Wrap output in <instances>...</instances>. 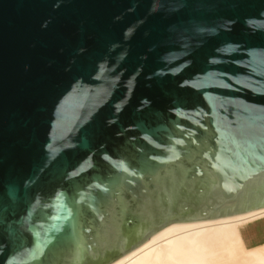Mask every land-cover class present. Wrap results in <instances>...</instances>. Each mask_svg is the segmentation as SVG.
<instances>
[{"label": "water", "instance_id": "1", "mask_svg": "<svg viewBox=\"0 0 264 264\" xmlns=\"http://www.w3.org/2000/svg\"><path fill=\"white\" fill-rule=\"evenodd\" d=\"M263 207L264 0H0V264Z\"/></svg>", "mask_w": 264, "mask_h": 264}, {"label": "bare ground", "instance_id": "2", "mask_svg": "<svg viewBox=\"0 0 264 264\" xmlns=\"http://www.w3.org/2000/svg\"><path fill=\"white\" fill-rule=\"evenodd\" d=\"M264 218V207L217 219L165 226L110 264H264V244L248 247L241 227Z\"/></svg>", "mask_w": 264, "mask_h": 264}, {"label": "rangeland", "instance_id": "3", "mask_svg": "<svg viewBox=\"0 0 264 264\" xmlns=\"http://www.w3.org/2000/svg\"><path fill=\"white\" fill-rule=\"evenodd\" d=\"M246 246L252 248L264 244V218L241 227Z\"/></svg>", "mask_w": 264, "mask_h": 264}]
</instances>
